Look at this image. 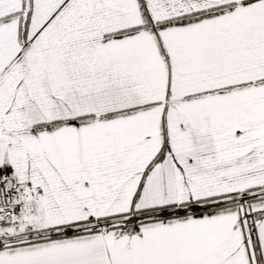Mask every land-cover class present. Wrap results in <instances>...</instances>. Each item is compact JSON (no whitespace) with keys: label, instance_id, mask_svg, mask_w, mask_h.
<instances>
[{"label":"snow or ice","instance_id":"obj_1","mask_svg":"<svg viewBox=\"0 0 264 264\" xmlns=\"http://www.w3.org/2000/svg\"><path fill=\"white\" fill-rule=\"evenodd\" d=\"M0 264H264V0H0Z\"/></svg>","mask_w":264,"mask_h":264}]
</instances>
